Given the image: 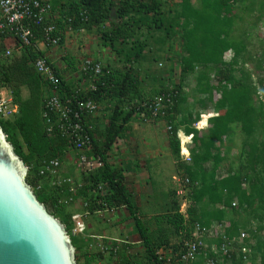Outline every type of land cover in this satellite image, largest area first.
<instances>
[{
	"label": "trees",
	"instance_id": "obj_1",
	"mask_svg": "<svg viewBox=\"0 0 264 264\" xmlns=\"http://www.w3.org/2000/svg\"><path fill=\"white\" fill-rule=\"evenodd\" d=\"M51 7L61 18L56 21L59 46L64 43L65 18L74 17L73 31L100 29L102 47L109 48L124 66L122 70L105 66L104 75L94 80L95 91L86 89L80 95L104 107L108 120L106 126L97 130L91 148V153L99 156L104 166L88 181L89 185L104 184L106 196L98 204L88 194L91 186H85L78 193L89 202V212L125 209L141 242L142 264H153L155 251L168 245L166 239L159 243L153 241L154 237L138 217L123 177L107 160L124 125L137 116L140 103L154 97L142 94V80L138 77L140 66L150 64L147 47H154L159 53L161 48L157 46H168L178 40L180 54L175 62L179 83L171 90L156 94H171L169 116L165 121L171 126L169 149L176 165L184 171L183 176L191 182L192 203L187 210V221L178 210L165 216L166 225L172 229L166 232L179 239L188 238L195 222L209 227L213 222L227 221L225 236L236 239L244 232L247 237L242 245L250 249L252 264H264V40L258 41L257 48H252L254 42L243 28L248 17L252 20V28L260 22L264 24V0H51ZM40 32L39 27H33L35 41L40 40ZM33 44L34 40L18 54L12 52L4 57L5 39L0 38V89L8 91L18 107V114L11 121L0 120V129L14 154L27 168L25 181L36 200L69 235L70 216L58 203L65 195L48 188L39 176L42 162L54 158L62 161L68 146L65 140L48 138L44 133L40 110L48 86L35 72L33 63L45 55L36 52ZM155 59L160 57L157 55ZM166 60L173 62L170 58ZM52 67L60 81L61 95L69 96L74 89L64 81L54 64ZM170 70L174 71L172 67ZM192 75H196V94L204 96L207 103L202 101L200 108L206 110L210 105L217 111L216 116L208 119L206 129L200 132L194 129L200 112L192 115L188 110L185 114L183 109L187 96L182 83ZM23 91L28 93L25 100ZM215 94L219 99H215ZM180 114L184 120L176 124L175 117ZM181 126L194 144L189 165L179 162L177 134ZM234 128L243 138L240 155L245 168L238 171L233 166L227 170L223 168L225 162H229L226 155L238 145L231 142L232 138L239 137ZM182 141L184 145L186 142ZM208 163L212 164L211 170L204 168ZM62 191H67V187ZM204 198L208 201L205 205ZM232 202L235 208L231 207ZM70 241L76 264H94L101 260L98 254L88 251L77 256L81 244L71 236ZM215 243L219 245L221 241ZM120 261L141 264L134 261L133 254L122 253Z\"/></svg>",
	"mask_w": 264,
	"mask_h": 264
},
{
	"label": "built area",
	"instance_id": "obj_2",
	"mask_svg": "<svg viewBox=\"0 0 264 264\" xmlns=\"http://www.w3.org/2000/svg\"><path fill=\"white\" fill-rule=\"evenodd\" d=\"M60 19L58 14L52 12L51 0H0V38L5 39L6 46L4 57H9L12 52L18 54L23 48L30 47L33 40L34 50L45 55L33 63L35 72L48 86L40 110L43 130L48 138L65 140L68 146L66 156H69L71 167L78 178L64 175L61 171L62 162L58 158L43 161L39 176L48 188L65 195L58 200L59 204L70 207L77 199L81 200L84 213L71 214L70 236L85 238L83 218L90 214L89 202L78 196V193L85 186H91L88 194L98 204L106 196L104 184H88L89 178L104 166L101 158L91 153L92 141L100 128L97 119L103 109L93 100L80 98L83 93L80 88L74 89L69 96H62L60 93V81L50 59L51 51L59 47L60 39L57 34L60 32L56 21ZM73 20L74 17L65 18L66 31L72 30ZM34 26L41 29L39 41L34 39ZM103 70L101 64L86 60L80 66L79 79L88 84V90L95 91L94 80L104 75ZM5 92V89H0V120L11 121L18 114V107ZM171 99L170 93L158 94L141 102L136 117L144 123L166 121ZM166 132L170 135L171 126H166ZM187 138L191 140V136ZM179 142L181 144L180 140ZM180 159L185 163L190 162L189 153L183 154L181 145ZM173 181L177 185L176 196L182 200L178 213L187 221L190 205L187 198L191 182L186 177H174ZM64 187H67L65 192L62 191ZM231 207L235 208L236 204L232 202ZM224 225L212 223L207 227L200 222L193 223L188 238L182 236L174 246L161 247L155 251L153 264H252L250 249L242 245L247 235L241 232L238 238L229 239L224 233V228L229 224ZM216 240L221 243L217 245ZM120 245L116 241L96 238L87 248L90 253L100 255L104 262L122 264L120 255L124 252ZM131 254L132 251L125 253L126 256Z\"/></svg>",
	"mask_w": 264,
	"mask_h": 264
},
{
	"label": "crops",
	"instance_id": "obj_3",
	"mask_svg": "<svg viewBox=\"0 0 264 264\" xmlns=\"http://www.w3.org/2000/svg\"><path fill=\"white\" fill-rule=\"evenodd\" d=\"M96 57L94 59L101 60L99 57H102V55H96ZM163 90L168 89L165 88ZM22 98L24 100L28 98L26 91L22 92ZM202 110L205 109L203 108ZM211 111L212 113H210ZM216 112L211 107L206 109L204 113H200V120L195 124L197 127L194 125V129L198 132L204 131L207 127L208 119L216 116ZM182 115L175 117L176 124L184 120ZM97 123L100 127L99 129L106 126L108 123L106 115L101 114L97 119ZM166 125L165 121L144 123L141 119L132 117L124 125V131L108 153L107 160L110 167L123 177L127 191L130 193L132 201L138 210V217L152 237H155L156 232L159 230V225H161L163 220H166L164 217L170 213L171 209L173 210L174 202L176 200L178 203L182 201L176 196L177 185L173 178H184V171L180 170L179 166L176 165L170 152ZM183 131L184 128L181 126L177 137L181 141V149L184 146V150L186 149L190 155L194 144L192 139L189 140L187 138L189 136H186ZM182 139L186 142L184 145L182 144ZM234 152L236 153L234 154ZM226 157H228L229 162H225V164L227 163L223 167L225 170L230 166L234 167L241 155L238 153V148L233 149L232 147L230 154H227ZM240 162L244 163V159L240 160ZM180 163L189 165L190 162L185 163L180 159ZM204 168L211 170L212 164L208 163ZM222 169L220 170L221 174H223ZM64 175L78 178L73 167H71L69 172H64ZM221 177H224V175ZM198 184L195 186L200 185ZM190 194L191 192L187 198L189 204L192 203ZM80 201L79 199L76 200L75 211L72 210L71 213H84ZM207 202V199L204 198L203 204L205 205ZM83 221L86 226L85 239L88 240V244H91L96 238H102L121 243L120 246L123 248L124 254L127 251H133L135 248L141 251V242L137 237L133 221L128 218V213L125 209L101 211L98 214L96 212L90 213L83 218ZM220 224L227 226L228 223L223 221ZM166 227L167 229L170 228L168 225ZM167 229L162 230V233L159 232L160 236L158 235V238H153V241L157 243L165 239L169 241L167 246L164 245L162 247L174 246L179 240V237H172V234L166 233ZM103 264H109V262H103Z\"/></svg>",
	"mask_w": 264,
	"mask_h": 264
},
{
	"label": "rangeland",
	"instance_id": "obj_4",
	"mask_svg": "<svg viewBox=\"0 0 264 264\" xmlns=\"http://www.w3.org/2000/svg\"><path fill=\"white\" fill-rule=\"evenodd\" d=\"M255 17V16H252ZM250 23V24H249ZM262 22H260V25H257L255 28H252V20L250 17L247 18L246 23L244 24L243 28L246 30L247 34L250 35L249 37L253 40L254 44L252 45V48H257L258 41L264 40V24L261 25ZM100 29H93L89 32L87 31H66L64 34V43L60 45L58 48H56L54 51H51L50 59L54 63L55 67L58 71H60V74L65 82L68 83V85L72 89L80 88L81 91H85L88 88L87 83L82 82L81 79H79V69L81 64L86 61L90 60L92 62H99L103 67L108 66L109 68L113 70H122L124 68L123 64L120 62V58L116 57V55L109 49L102 47V43L100 40ZM149 46H152L151 43H149ZM161 48L159 53H156L154 50V47H150L146 49V54L148 55V61H150V64H143L140 66V73L138 72V77L140 80H142L141 89L143 95L145 96H156V92L163 90V89H173L176 84L179 83V77H178V67L175 62L176 56L180 54V45L179 41L175 40L174 42L170 43V45H166ZM157 48V49H158ZM153 49V50H152ZM159 60L155 59L157 55ZM96 55H102V57H99V59H94ZM228 55L226 56V58ZM97 58V57H96ZM167 58H170L173 62H167ZM173 68L174 71H171L170 68ZM126 69V68H125ZM138 71V70H137ZM163 78V81H162ZM196 75L189 76L186 78V80L182 83L183 90L186 93L187 101L186 104L183 105V109H185V114L190 110V113L194 115L196 111H199L200 113H204L205 110H202L199 106V104L203 101L205 104L206 100L204 96L196 94ZM168 83V84H167ZM211 86H215L214 82H210ZM5 94L9 97V92L6 91ZM12 98V97H11ZM215 99H219V95L215 94ZM112 105V104H111ZM212 106L209 105V109ZM104 109V107H102ZM101 114L107 115V112L105 110H102ZM107 118V116H106ZM168 125V124H167ZM166 125V126H167ZM234 133L240 135L239 130L236 128L233 129ZM238 131V132H237ZM237 136V137H238ZM242 136H239L238 138H232V143H237L238 145L235 147L237 149L239 147V153L241 150V143H242ZM182 152L185 153L184 146L182 148ZM236 152H234L235 154ZM242 160L241 158L238 160L237 164H234L235 170H240L245 168V163L240 162ZM62 162V168L61 171L63 172H69L71 169V164L69 161V156H65ZM180 162V159H179ZM176 163V162H175ZM64 197H61L59 199H63ZM177 202V203H176ZM174 202L173 210L171 209L170 213L172 211L180 209V206L182 205V201L178 203L176 200ZM64 213L68 216H71L72 210L75 211V204L67 207L64 206ZM170 213H168L170 215ZM165 218V217H164ZM71 223V222H70ZM166 221L163 220L161 225H159V230L156 232L155 237L158 238V235L160 236L159 232L162 233V230L167 229V225L165 224ZM163 224V225H162ZM72 227V225H71ZM169 231H172L171 228H168ZM168 233V232H166ZM264 233V232H263ZM70 237V233L68 235ZM154 237V238H155ZM78 241L81 245L78 248V251L76 253L77 256H80L82 253H85L86 251L89 252L87 245L88 240L81 237H73ZM95 254V253H92ZM132 254L134 256V261L137 263H141L142 261V251H139L137 248H135L132 251ZM75 255V252H74ZM100 259L94 264H103L104 259L99 255ZM142 264V263H141Z\"/></svg>",
	"mask_w": 264,
	"mask_h": 264
},
{
	"label": "water",
	"instance_id": "obj_5",
	"mask_svg": "<svg viewBox=\"0 0 264 264\" xmlns=\"http://www.w3.org/2000/svg\"><path fill=\"white\" fill-rule=\"evenodd\" d=\"M0 129V264H76L64 226L34 196Z\"/></svg>",
	"mask_w": 264,
	"mask_h": 264
},
{
	"label": "bare ground",
	"instance_id": "obj_6",
	"mask_svg": "<svg viewBox=\"0 0 264 264\" xmlns=\"http://www.w3.org/2000/svg\"><path fill=\"white\" fill-rule=\"evenodd\" d=\"M183 148V147H182ZM185 148V147H184ZM186 150V149H185ZM184 154V153H183ZM185 154H187V150H186V153Z\"/></svg>",
	"mask_w": 264,
	"mask_h": 264
}]
</instances>
